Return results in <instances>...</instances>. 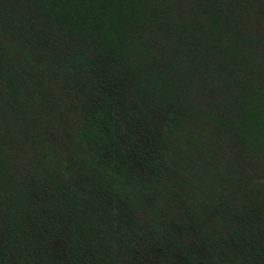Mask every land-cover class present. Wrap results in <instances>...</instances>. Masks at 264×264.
I'll list each match as a JSON object with an SVG mask.
<instances>
[{"label":"trees","instance_id":"trees-1","mask_svg":"<svg viewBox=\"0 0 264 264\" xmlns=\"http://www.w3.org/2000/svg\"><path fill=\"white\" fill-rule=\"evenodd\" d=\"M227 1L230 11L248 2L264 14V0ZM150 2L0 0V99L23 139H29L27 115L38 101L45 116L56 107L76 110L78 122L71 119L74 125L67 124L69 133L59 145L87 135L92 144L75 170L66 161L65 175L41 169L27 182L12 174L11 160L0 153V264H214L213 243L197 212L187 211L180 224L196 239L186 244L180 238L184 229L172 226L160 207L163 194L174 196L162 181L168 152L161 126L189 113L200 120L202 113L189 110L178 93L182 77L174 69L186 54H156L163 44L180 46L167 31L173 27L165 22L166 29L156 28L155 7L148 9L149 27L139 21ZM152 29L160 30L165 42ZM230 33L239 38L236 30ZM207 38L225 41L224 34ZM11 44L23 47L29 58H14L7 50ZM221 53L222 62L210 63L206 72L218 80L214 84L228 95L224 98L232 100L236 88L231 110L239 114L222 122L223 113L216 110L210 119L229 132L242 130L252 152L264 147V74L252 73L251 87L223 78L219 70L238 59L218 47L216 54ZM4 140L1 135L0 147ZM243 151L248 154L247 147ZM255 180L250 185L258 193ZM215 210L230 227L221 247L235 248L243 264H264V218L247 208Z\"/></svg>","mask_w":264,"mask_h":264},{"label":"rangeland","instance_id":"rangeland-1","mask_svg":"<svg viewBox=\"0 0 264 264\" xmlns=\"http://www.w3.org/2000/svg\"><path fill=\"white\" fill-rule=\"evenodd\" d=\"M212 2L214 5L208 6L205 0H151L145 5L146 17L139 18L142 24L149 27L151 18L147 19V14H150L148 9L155 7L156 28L162 24V28L166 29L165 22L167 26L173 27L172 32L169 28L167 31L174 35L180 46L175 48L173 45L163 44L162 48L156 50V54L159 56V50L168 54L173 50H181L186 54L174 69L178 77H182V89L178 93L190 107L189 110L195 108L202 113L200 120L189 113L188 117L181 115L180 118L168 119L160 128L166 145L164 149L168 152L161 169L162 181L174 189V196L163 194L160 197V207L172 226L184 229L180 238L186 244L196 239L184 224H180L187 211L195 210L206 240L213 243L210 248L213 263L243 264L235 248L221 247L227 240L230 227L216 213L215 207L221 209L227 205L240 210L247 208L256 216L264 218V147L260 146L250 152L247 143L249 140L242 130L240 133L236 129L229 132L227 127L215 125L217 121L210 119L212 113L219 110L223 113L222 122L235 120L239 110H231L237 95L236 88L233 89L232 100L224 98L226 93L215 86L214 83L218 80H211L206 68L210 63L222 62L225 58L223 53L216 54L220 47L238 59V64H227V69L219 70L223 72V78L231 80L235 77L244 80L249 87L254 86L256 78L252 79V73L264 74V14L255 10L248 2L234 11H230L231 7L228 9L231 2L227 0H216V4L214 0ZM139 3H136L137 7ZM233 30L240 34L238 39L232 37L230 32ZM160 33V30L152 29L156 39L160 38ZM218 33L225 35V41H216L215 44L207 38L218 37ZM160 40L165 42L163 38ZM7 50L18 61L29 58L27 51L21 46L11 44ZM198 60L201 62L199 69L195 67ZM210 69L213 71V68ZM176 84L179 85V80ZM261 98L264 101V89ZM39 103L37 101L27 115L31 125L27 133L29 139L24 140L22 131L19 132L11 112L8 111L7 102L0 99V136L5 137V142H1L3 145L0 153L11 160V167L8 169L12 174L24 182L31 178V174L40 173L41 169L58 170L65 175L66 161L70 162L71 169L81 159L79 155L87 156L92 150L91 137L88 135L82 139H69L66 145L58 144L64 142L63 138L69 133L67 124L71 126L75 121L78 122L76 110L56 107L45 116ZM65 113L69 118H59L60 114ZM246 147L248 154L243 151ZM191 177L192 182L188 180ZM251 178L256 179L258 193L252 192ZM220 249L225 250L226 254H221ZM191 252L195 254V250L192 249ZM199 256L206 259L205 255Z\"/></svg>","mask_w":264,"mask_h":264}]
</instances>
